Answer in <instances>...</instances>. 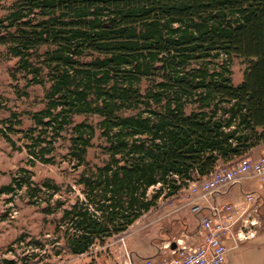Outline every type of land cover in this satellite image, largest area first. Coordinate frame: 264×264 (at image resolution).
Instances as JSON below:
<instances>
[{"label":"trees","instance_id":"16d2710c","mask_svg":"<svg viewBox=\"0 0 264 264\" xmlns=\"http://www.w3.org/2000/svg\"><path fill=\"white\" fill-rule=\"evenodd\" d=\"M0 45L30 82L48 84L33 115L41 132L58 134L73 115L100 119L107 160L85 166L84 200L44 229L56 255L103 244L264 143V0H15L0 17ZM233 56L247 62L237 86ZM73 131L83 164L94 128ZM43 186L68 199L67 185Z\"/></svg>","mask_w":264,"mask_h":264},{"label":"rangeland","instance_id":"374dc122","mask_svg":"<svg viewBox=\"0 0 264 264\" xmlns=\"http://www.w3.org/2000/svg\"><path fill=\"white\" fill-rule=\"evenodd\" d=\"M14 1L0 0V17L6 15ZM16 63L17 59L8 54L6 46L0 45V264H126V253L133 264H140L162 253L163 243L195 231L196 217L189 205L194 196H189L185 187L173 197L160 198L125 232L103 244H95L80 255L64 251L56 255L59 244H53L55 237L50 232L45 234L44 229L50 231V223L61 217L62 210L76 199L84 200L83 188L77 182L86 165L105 163L107 155L102 150L105 142L97 127L99 117L89 114L73 115L71 124L58 134L51 130L41 132L33 115L46 105L48 84L30 82V76L19 71ZM246 67V60L231 57L229 69L234 86L242 81ZM140 87L145 89L147 83L142 82ZM191 109L188 106L185 111ZM80 123L94 128L83 164H78L71 154L73 127ZM262 155L263 145L217 169L221 171L238 160H255ZM43 159L49 162H42ZM45 181L51 185H67L68 199L44 187ZM152 191L154 188L149 194ZM242 191H251L257 198L256 232L253 238L230 247L225 264H264V185L244 181L233 186L226 193V199L238 202L239 206ZM57 202L61 203L60 207L55 205ZM36 241L43 245L40 247Z\"/></svg>","mask_w":264,"mask_h":264},{"label":"built area","instance_id":"2783aa9c","mask_svg":"<svg viewBox=\"0 0 264 264\" xmlns=\"http://www.w3.org/2000/svg\"><path fill=\"white\" fill-rule=\"evenodd\" d=\"M244 181L264 185V155L255 160H238L221 171L216 168L201 181L189 183L188 195L194 196L189 205L196 217L195 231L163 243L162 253L140 264H224L230 247L253 238L256 232L258 206L253 192L242 191L239 206L220 198ZM121 242L124 245V239ZM126 256V264H133L128 253Z\"/></svg>","mask_w":264,"mask_h":264},{"label":"crops","instance_id":"0c3cea01","mask_svg":"<svg viewBox=\"0 0 264 264\" xmlns=\"http://www.w3.org/2000/svg\"><path fill=\"white\" fill-rule=\"evenodd\" d=\"M262 145L264 146V143H263ZM262 145H260V146H262ZM260 146H259V147H260ZM257 148H258V147H257ZM255 149H256V148H255ZM255 149H253V150H255ZM253 150H252L251 152H253ZM221 164H222V163L219 162L216 168L220 167ZM226 196H227V194H225V195H221V196H220V198L222 199V201H230V200H227V199H226ZM240 199H241V198H240ZM234 203L237 204V205L239 204L238 202L236 203V201H235ZM225 263H226V261H225ZM225 263H224V264H225Z\"/></svg>","mask_w":264,"mask_h":264},{"label":"water","instance_id":"95a60500","mask_svg":"<svg viewBox=\"0 0 264 264\" xmlns=\"http://www.w3.org/2000/svg\"><path fill=\"white\" fill-rule=\"evenodd\" d=\"M172 247H174V245H172Z\"/></svg>","mask_w":264,"mask_h":264}]
</instances>
